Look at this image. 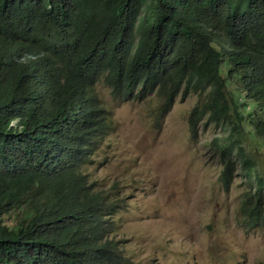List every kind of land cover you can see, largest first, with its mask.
<instances>
[{"label":"trees","instance_id":"16d2710c","mask_svg":"<svg viewBox=\"0 0 264 264\" xmlns=\"http://www.w3.org/2000/svg\"><path fill=\"white\" fill-rule=\"evenodd\" d=\"M98 81L165 112L200 95L189 129L228 126L219 180L238 169L256 186L238 211L264 228V0H0V264L127 262L109 236L117 207L85 171L109 129Z\"/></svg>","mask_w":264,"mask_h":264},{"label":"rangeland","instance_id":"374dc122","mask_svg":"<svg viewBox=\"0 0 264 264\" xmlns=\"http://www.w3.org/2000/svg\"><path fill=\"white\" fill-rule=\"evenodd\" d=\"M93 90L109 129L85 171L117 207L109 236L125 264H264V228L244 224L238 211L256 186L238 169L228 189L219 180L228 126L204 118L195 135L189 129L199 95L178 94L165 112L157 94L126 99L100 81ZM252 157L264 166L263 149Z\"/></svg>","mask_w":264,"mask_h":264},{"label":"clouds","instance_id":"9594fccd","mask_svg":"<svg viewBox=\"0 0 264 264\" xmlns=\"http://www.w3.org/2000/svg\"><path fill=\"white\" fill-rule=\"evenodd\" d=\"M47 79V78H46ZM31 86V85H30ZM94 95H95V93H94ZM192 95H198V94H192ZM199 97H200V95H199ZM96 98V100L98 101V104L100 105V102H99V99L97 98V96L95 97ZM200 100V99H199ZM101 106V105H100ZM101 108H102V110H101V116H100V120H101V122H105V115H106V111H105V109L101 106ZM100 108V109H101ZM80 114V112L78 111V109L77 108H71V110L69 111V115H71V117H72V119L73 118H75V117H77L78 115ZM75 117H74V116ZM12 125V124H11Z\"/></svg>","mask_w":264,"mask_h":264}]
</instances>
